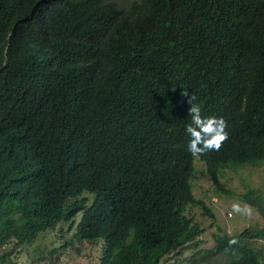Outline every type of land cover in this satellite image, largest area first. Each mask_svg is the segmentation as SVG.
Instances as JSON below:
<instances>
[{
	"label": "trees",
	"instance_id": "trees-1",
	"mask_svg": "<svg viewBox=\"0 0 264 264\" xmlns=\"http://www.w3.org/2000/svg\"><path fill=\"white\" fill-rule=\"evenodd\" d=\"M184 88L227 121L219 151L188 152ZM198 160L225 193L219 171L264 164V0H0L4 264L61 223L105 243L101 264L192 248L204 229L185 211L215 218L193 194ZM242 199L264 218L258 190ZM248 241L264 228L217 236L215 252L262 264Z\"/></svg>",
	"mask_w": 264,
	"mask_h": 264
},
{
	"label": "rangeland",
	"instance_id": "rangeland-1",
	"mask_svg": "<svg viewBox=\"0 0 264 264\" xmlns=\"http://www.w3.org/2000/svg\"><path fill=\"white\" fill-rule=\"evenodd\" d=\"M219 178L227 193L215 188L206 164L196 161L193 194L198 201L206 204L215 218L212 219L200 204L190 206L185 215L200 224L204 232L192 248L181 249L161 264H226L227 258L215 252L217 236H237L247 228H264V218L242 199L243 194L252 189L258 190L264 198V164L239 165L221 170ZM82 198L88 200L89 206L93 203L94 195L86 192ZM234 204L246 205L250 212L235 213ZM78 221L79 217L75 219V222ZM77 234V227H72V223H61L56 229L40 235L33 243L22 246L18 252H14L11 260L15 264H101L105 243H88ZM248 245L261 252L264 264V241H248ZM12 247L10 245L7 251H11Z\"/></svg>",
	"mask_w": 264,
	"mask_h": 264
},
{
	"label": "clouds",
	"instance_id": "clouds-1",
	"mask_svg": "<svg viewBox=\"0 0 264 264\" xmlns=\"http://www.w3.org/2000/svg\"><path fill=\"white\" fill-rule=\"evenodd\" d=\"M181 97L187 98L189 108L190 123L185 128V133L189 137L187 150L192 155H204L207 152L219 151L224 143L229 139L228 123L223 117L206 116L200 104L196 103L197 97L194 93H189L187 88L181 92ZM233 211L239 214H248V206L239 204L233 205ZM238 240L229 241V248L237 245ZM235 254V249H233Z\"/></svg>",
	"mask_w": 264,
	"mask_h": 264
},
{
	"label": "built area",
	"instance_id": "built-area-1",
	"mask_svg": "<svg viewBox=\"0 0 264 264\" xmlns=\"http://www.w3.org/2000/svg\"><path fill=\"white\" fill-rule=\"evenodd\" d=\"M214 201L216 202L217 200L215 199ZM0 264H4V263L0 260Z\"/></svg>",
	"mask_w": 264,
	"mask_h": 264
}]
</instances>
